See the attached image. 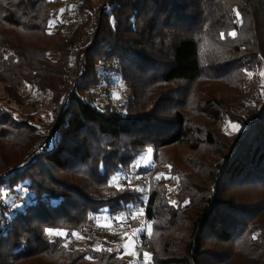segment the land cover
<instances>
[{
    "label": "trees",
    "instance_id": "1",
    "mask_svg": "<svg viewBox=\"0 0 264 264\" xmlns=\"http://www.w3.org/2000/svg\"><path fill=\"white\" fill-rule=\"evenodd\" d=\"M94 1L82 0L81 11L87 22L96 19L97 32L89 49L78 51L86 52L81 81L61 105L69 49L81 28L68 32L55 18L58 30H47L63 0H0V171L25 158L39 139L37 124L54 119L61 128L46 153L6 181L11 190L26 185L28 195H20L28 203L0 241V264H128L119 248L68 245L89 215L136 201L137 191L114 188V177L148 147L170 173L148 206L152 264H264V85L255 101L252 89L241 91L238 105L206 100L201 109L211 128L191 124L181 111L185 89H166L193 84L212 65L224 90L233 77L240 87L263 69L264 0H111L101 12ZM112 71L130 94L103 110L83 103L92 89L112 83ZM34 96L47 98L51 113L17 118L25 106L35 108ZM176 146L197 154L188 174L167 153ZM171 179L175 205L167 197ZM49 230L65 235L52 238Z\"/></svg>",
    "mask_w": 264,
    "mask_h": 264
},
{
    "label": "built area",
    "instance_id": "2",
    "mask_svg": "<svg viewBox=\"0 0 264 264\" xmlns=\"http://www.w3.org/2000/svg\"><path fill=\"white\" fill-rule=\"evenodd\" d=\"M82 0H63L62 4L53 9L48 20L53 21L61 14L62 29L69 27L72 32L81 28L80 35L72 44L68 53V63L65 73V87L61 105L67 102L69 95L80 84L81 75L86 62V52L78 54L79 50L92 45L97 32V21L93 17L87 22L86 16L81 11ZM111 0H99L95 9L108 10ZM63 22L65 25H63ZM111 75L116 76L112 71ZM85 95L83 103H91L93 96ZM61 138V128L57 121L44 126L39 133V139L28 149L25 158L15 167L0 175V241L4 239L11 230L13 216L28 202L20 193H15L9 199L3 198V192L7 190L6 181L14 175L23 171L27 163L32 162L38 155L46 153L51 145ZM160 166L151 164L149 168H142L136 162L127 168L120 170L114 177V188L133 189L138 193L136 201L125 205L122 209L103 214L89 215L88 222L79 234H83L89 240H96L101 246L108 248H119L126 240H132L138 248V257L133 264H152V251L145 246L153 219L149 216L148 206L153 190L159 183V179L152 173ZM145 253L148 257H145Z\"/></svg>",
    "mask_w": 264,
    "mask_h": 264
},
{
    "label": "rangeland",
    "instance_id": "3",
    "mask_svg": "<svg viewBox=\"0 0 264 264\" xmlns=\"http://www.w3.org/2000/svg\"><path fill=\"white\" fill-rule=\"evenodd\" d=\"M94 4V3H93ZM97 4V3H96ZM58 20L61 23V21H63V17L60 14L58 16ZM237 25L236 31L238 34L239 31V24L238 21H234ZM47 25V30L51 33H54L58 30L59 25L56 24V21H52L49 22ZM63 25H65V23L63 22ZM64 30H68V32H70L72 29H70L68 26L63 28ZM216 36V35H215ZM217 37H215L216 39ZM217 42V40H216ZM221 49L218 50L217 53H215V55L219 54L220 52H222L224 50V46H220ZM211 53V52H210ZM212 54V53H211ZM50 57L52 59H56L57 55L55 53L49 54ZM221 56V55H220ZM219 56V57H220ZM218 57V58H219ZM218 63V62H217ZM217 66L216 65H212V67H210L208 69V72L205 76H201L196 82H194L193 84L188 85L187 87H179L177 85H173V86H166V89H173L174 87H178V89H185L186 93L189 96V100L187 101V104L181 108V111H183L184 115L186 116V118L188 120H190L191 124H198L203 125V126H208L209 128H211V123L213 122V120L204 115L202 113V109L201 107H205L204 102L206 100L210 101L213 100L214 101H219L223 107L226 105H230L232 103L233 105H238L240 104V93L242 91L243 94L246 93V91L248 90H253L255 93L251 95V100L255 101L256 98H258V94L257 93H261V85H264V68L261 70H257L255 71L253 74H248V76H246L242 82V84H240V87L237 86V82L239 79L233 77L232 78V89H226L228 86H223L222 83V78L214 80L213 79V74L215 71V68ZM220 73L218 72V75ZM112 83L107 85V86H103L104 84H100L99 86H97V88H94V90L92 89V93L90 92L91 96H93V98L95 99L93 101V103L95 104V106L98 107V110H103L107 105L112 104V105H118L120 103V99L127 97V95L130 94V92L128 91V89H126L124 83L121 81L120 76L116 75V76H112L111 77ZM36 99V96H34ZM63 97V96H62ZM89 98V97H88ZM90 99V98H89ZM29 102H35V108L33 107H28L25 106L24 108H22L21 110H19L16 114V117L19 118L22 114H26V113H32V112H36V109L38 110L37 112H41L42 110H47L50 111L48 113H51V110L49 109L50 107V102L47 100V98L44 97H38L36 100L32 99H28ZM59 112V111H58ZM58 112H57V116H58ZM200 112V113H198ZM251 116V112H249L248 114H246L247 118H250ZM57 119V118H56ZM53 121H57V120H50L47 119L46 121H44V124L42 126L37 124L38 126V132L40 133V130L48 125L50 122ZM58 122V121H57ZM209 124V125H208ZM195 127V126H194ZM227 127L229 130H233V128L227 124ZM153 152L154 149L152 147H148L137 159H136V163L142 167V168H149V166L151 164L157 165V162H155L153 160ZM167 153L170 155L169 157L176 160V164L177 166L182 170L183 173L188 174L190 173L192 170L190 167V164H192L195 156L196 155H192V157H189V155H187V150L183 149L182 146H176L173 149H170L167 151ZM201 156V155H200ZM19 164V163H18ZM17 164V165H18ZM17 165H13V166H9L6 170L0 171V175L8 172L9 169L17 166ZM158 166H160L161 169H157L154 172V175L160 180L161 176H170L169 173V168L166 164L158 163ZM176 185L175 180L171 179L169 182H167L166 188H167V197H168V201L169 203L175 205L176 204V200L174 198L175 195V190L174 187ZM15 193H20V194H24V195H28V190L26 185L24 186L23 184H19L16 188H12L11 189H7L6 191L3 192V198L4 199H8L10 196H12ZM48 234L50 233V236L52 238H55L56 236H63L65 235L64 231L61 230H49L47 231ZM152 233V227L149 230V235L148 238H150ZM89 247V248H99V242L96 240H87L86 237H84V235L79 234L77 235L76 233L73 235L72 237V242H69L68 247ZM119 249L122 252L121 257L124 258L128 264H133V262L137 259L138 257V248L137 246H135V243L132 240H126L124 243L121 244V246L119 247ZM118 249V250H119Z\"/></svg>",
    "mask_w": 264,
    "mask_h": 264
},
{
    "label": "snow or ice",
    "instance_id": "4",
    "mask_svg": "<svg viewBox=\"0 0 264 264\" xmlns=\"http://www.w3.org/2000/svg\"><path fill=\"white\" fill-rule=\"evenodd\" d=\"M232 35H234V33ZM231 127L233 128V130H236V129H238L239 126L236 125V124H232ZM144 255H145L146 258L148 257V254L147 253H145Z\"/></svg>",
    "mask_w": 264,
    "mask_h": 264
},
{
    "label": "crops",
    "instance_id": "5",
    "mask_svg": "<svg viewBox=\"0 0 264 264\" xmlns=\"http://www.w3.org/2000/svg\"><path fill=\"white\" fill-rule=\"evenodd\" d=\"M99 0H95L94 1V5H96V3L98 2ZM85 237V236H84ZM87 239V238H86ZM87 240H89V239H87ZM72 242V241H71Z\"/></svg>",
    "mask_w": 264,
    "mask_h": 264
}]
</instances>
